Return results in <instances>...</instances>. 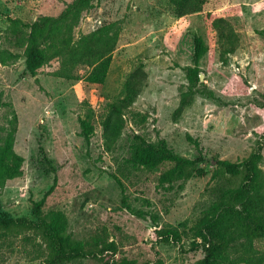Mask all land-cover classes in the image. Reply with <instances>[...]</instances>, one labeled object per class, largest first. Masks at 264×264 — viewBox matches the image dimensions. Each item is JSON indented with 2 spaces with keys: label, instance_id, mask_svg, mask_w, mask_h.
Wrapping results in <instances>:
<instances>
[{
  "label": "rangeland",
  "instance_id": "374dc122",
  "mask_svg": "<svg viewBox=\"0 0 264 264\" xmlns=\"http://www.w3.org/2000/svg\"><path fill=\"white\" fill-rule=\"evenodd\" d=\"M73 1L0 0V49L20 55L7 65L0 61V94L18 114L15 149L24 157L22 175L0 188V215L32 217L33 200L46 197L44 210H63L75 239L114 241L118 250L108 253L116 259L194 264L204 256L203 235L210 238L213 232L204 226L209 206L239 184L217 162H240L260 150L264 170V37L257 32L264 29V0H208L200 12L182 17L173 13L170 0H94L82 13L76 37L123 21L105 84L55 75L57 59L30 74L23 55L29 28L13 32V20L29 25L44 15L58 16ZM217 25L234 33L233 52L223 54L228 41L221 39ZM196 35L209 46L198 74L190 70ZM137 70L144 72L142 88L130 111L147 114V120L137 123L127 111L123 133L109 147L102 118ZM189 86L197 92L175 117ZM91 112L96 129L87 141L80 117ZM7 114L3 107V125ZM135 141L143 147L166 141L183 156H201L199 166L206 174L163 188L158 169L129 161ZM171 228L178 233L162 235ZM255 245L264 253V240ZM44 251L33 232L0 238V264H47ZM64 264L100 263L84 258Z\"/></svg>",
  "mask_w": 264,
  "mask_h": 264
},
{
  "label": "trees",
  "instance_id": "16d2710c",
  "mask_svg": "<svg viewBox=\"0 0 264 264\" xmlns=\"http://www.w3.org/2000/svg\"><path fill=\"white\" fill-rule=\"evenodd\" d=\"M208 0H170L173 13L182 17L200 12ZM94 0H74L67 3L58 15H44L27 25L20 19L13 20V32L23 27L29 28L25 42L24 57L26 70L36 75L40 68L52 60L59 61V68L54 74L71 80H83L90 84H105L115 49L122 33V19L101 25L88 33L75 36L83 11L94 6ZM216 24V23H215ZM221 28L220 25L216 26ZM257 32L264 37V29ZM231 28L220 29L221 39L227 40L223 54L234 51L235 39ZM209 49L201 35L194 37L192 73H199V62ZM20 55L8 49H0V61L7 65L18 60ZM85 68V72L80 71ZM144 72H132L124 82L123 95L108 104L107 112L102 118L103 137L109 147L113 146L123 133L127 111L137 123L147 120L148 115L139 111H130L142 88L141 76ZM189 86L181 93L179 106L174 116L179 117L191 105L189 95L196 93ZM210 97L214 93L210 91ZM7 107L6 124L0 123V188L7 181L22 175L24 157L15 149L18 132V114L12 102L2 99L0 110ZM94 113L80 117L81 135L90 141L95 133ZM263 155L260 150L251 153L240 161L219 160L221 171L239 179L237 186L224 190L220 198L208 208L209 219L204 223L212 232L208 238L203 235V258L194 264H264V253L256 248V241L264 240V170L261 167ZM129 161L136 166L147 169H158L159 185L172 189L176 182H185L192 177L204 176L206 169L199 166L202 157L190 158L177 153L166 141L152 142L141 146L135 141L131 145ZM46 197L33 200L32 217H9L0 215V238L11 234L33 232L40 236L44 245V262L47 264H64L76 259L93 258L100 264H136L126 257L116 259L118 247L114 241L103 237L91 240L75 239L69 232V220L60 209L44 210ZM130 210H134L126 203ZM137 214L143 216L142 211ZM218 228V229H217ZM178 233L176 228L166 229L163 236Z\"/></svg>",
  "mask_w": 264,
  "mask_h": 264
},
{
  "label": "water",
  "instance_id": "95a60500",
  "mask_svg": "<svg viewBox=\"0 0 264 264\" xmlns=\"http://www.w3.org/2000/svg\"><path fill=\"white\" fill-rule=\"evenodd\" d=\"M201 78L203 79V76H201Z\"/></svg>",
  "mask_w": 264,
  "mask_h": 264
}]
</instances>
